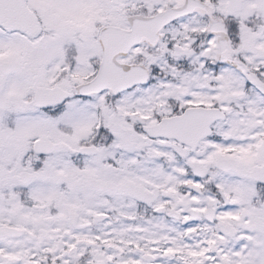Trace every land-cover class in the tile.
Segmentation results:
<instances>
[{
  "label": "snow or ice",
  "instance_id": "6c2138e0",
  "mask_svg": "<svg viewBox=\"0 0 264 264\" xmlns=\"http://www.w3.org/2000/svg\"><path fill=\"white\" fill-rule=\"evenodd\" d=\"M0 264H264V0H0Z\"/></svg>",
  "mask_w": 264,
  "mask_h": 264
}]
</instances>
